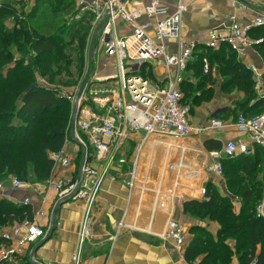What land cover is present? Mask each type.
I'll return each mask as SVG.
<instances>
[{"label":"built area","instance_id":"obj_1","mask_svg":"<svg viewBox=\"0 0 264 264\" xmlns=\"http://www.w3.org/2000/svg\"><path fill=\"white\" fill-rule=\"evenodd\" d=\"M229 1L235 8L242 4V0ZM75 2L82 15L86 12L93 14L92 23L100 29L95 48L100 50L105 61L115 59V73L106 77L90 74L79 98V90L66 95L72 109L71 124L76 117V137L82 149L80 174L75 179L54 177L57 170L67 169L74 162L72 154L65 149L66 137L60 151L49 153L54 164L43 187L38 188L32 182L10 175L0 179V200L9 198L18 205H31L30 196L21 201L13 198L12 193L22 188L32 189L42 199L48 190H53L59 202L81 198L85 201L83 225L87 226L104 178L115 162L119 165L125 163V146L137 139L139 133L143 134L145 143L152 136L186 138L194 132L226 129V122L217 117L211 118L207 125L193 127L191 108L183 101L184 73L204 48L215 50L229 45L239 58L250 53L259 55L257 46L264 38L254 37L252 32L264 27V11L245 21L234 13L228 17V23L209 28L207 38L200 41L184 34L183 14L187 4L183 0H177L176 9L170 13L169 7L161 0ZM79 18L78 13L75 19ZM170 41L175 42V51L171 50ZM156 67L164 69L160 76L155 74ZM202 68L204 74L212 71L205 55ZM259 96L264 98V88ZM235 127L246 137L228 140L220 151L210 152L214 160L212 169L218 177L224 174L222 158L252 154L256 147L264 149V112L254 117L240 115ZM135 175L133 169L131 176ZM32 212L31 218L16 222L1 233L4 242L0 246V264H17L25 246L46 235L50 225L49 213L42 206ZM258 213L264 216V202L258 207ZM187 233L182 223L169 219L166 235L178 251L185 249ZM73 261L78 263L79 253L73 256ZM256 263L254 260L252 264ZM189 264L200 263L195 260Z\"/></svg>","mask_w":264,"mask_h":264},{"label":"trees","instance_id":"obj_2","mask_svg":"<svg viewBox=\"0 0 264 264\" xmlns=\"http://www.w3.org/2000/svg\"><path fill=\"white\" fill-rule=\"evenodd\" d=\"M47 1L45 7H40L38 0L31 12L24 14L12 1L0 0L1 178L15 174L26 180L32 171L38 180H47L54 164L49 152L60 151L65 145V123L71 105L60 88L75 85L82 78L93 14L86 12L79 19L68 21L63 15L71 12L75 0ZM10 16L15 18L12 28L5 26ZM252 36L264 38V27L254 30ZM15 47L33 50L35 54L32 58L27 56L28 62L15 59ZM257 49L264 58V41ZM204 55L209 58L212 70L217 64L225 75L222 92L237 90L245 94L230 110L234 116L254 117L264 112V98L255 88L253 72L231 46L222 45L215 50L204 48L188 67L194 74H203L211 81L213 71L203 73ZM10 64L13 65L6 69ZM41 78L53 87L37 84ZM201 82L205 87L207 83ZM201 86L184 79L185 104ZM61 111L66 114L52 117ZM12 116L24 120L15 125ZM204 146L208 151H220L222 142L209 139ZM221 162L228 190L232 189V195L240 199V211L233 209L230 199L220 195L212 182L206 184L203 199L185 201L186 212L199 218L215 219L221 228L216 239L205 231L196 233L188 242L184 257L191 262L199 259L200 264H230L236 255L240 264H252L254 260L256 264H264V216L258 213L262 199L264 201V149L256 147L252 154L222 158ZM32 215L31 207L17 205L9 199L0 200V226ZM3 242L0 236V246Z\"/></svg>","mask_w":264,"mask_h":264},{"label":"crops","instance_id":"obj_3","mask_svg":"<svg viewBox=\"0 0 264 264\" xmlns=\"http://www.w3.org/2000/svg\"><path fill=\"white\" fill-rule=\"evenodd\" d=\"M161 1L169 7V13L176 9L177 0ZM183 2L187 4V9L183 14L184 34L187 38H197L200 41L207 38L209 28L228 23V17L234 13L238 14L240 20L245 21L264 11L263 0H242V4H238L240 5L238 8H235L229 0H183ZM169 44L171 50L175 51V42L170 41ZM94 56H97L98 59L95 63L94 73L102 77L115 73L114 58L105 61L97 48H94ZM240 59L252 70L255 88L260 95L264 88V61H261V54L250 53ZM252 66L256 70H253ZM163 70L161 67H156L155 74L160 76ZM188 71L192 72L188 69L185 72ZM212 71V74H216L214 78L220 80L221 77L219 74L217 75L218 69L213 67ZM184 78L194 83L191 77L185 75ZM219 82L222 86L221 81ZM221 94V97L217 96L218 99L212 102L209 111L211 118L219 117L226 122V129L223 131L208 130V133H200L197 134L198 136L192 134L186 138L195 142V139L200 136L203 145L209 139L219 140L223 145L228 140L246 137L235 127L237 116H234L230 111L236 106V101L242 100L245 95L244 92L236 91L232 95L224 92ZM199 111L201 112V108L198 109ZM203 117L200 119L204 120ZM211 118L200 121L199 125H207ZM191 120L193 127H195L192 116ZM142 137L143 134L139 133L137 139L130 141L125 146L124 152L133 151L132 153H134L135 150L141 152L149 141L168 144L169 139H186L152 136L143 143ZM70 139L80 147V144L72 139L71 132ZM128 145H130V149L126 150ZM205 150L208 151L206 148ZM210 152H207V158H205V162L206 160L210 161L207 162V166L214 162L211 160ZM75 161L67 169L57 170L55 176L58 178L64 176L71 179L77 178L80 174V165ZM130 163L132 165L129 164L128 168L124 169L114 164L104 178L97 200L89 214L87 226L83 225L85 201L81 198L59 202L56 192L48 190L42 199L29 188H22L12 193L13 198L18 201L30 196L32 203L28 207L35 210L42 206L50 215V225L46 229V235L50 232V236L37 249L34 260L41 264H75L73 256L79 253L77 264H189L191 261L184 257L185 249L196 233H200L201 230L215 239L217 238L221 228L218 221L208 217L199 218L184 210L183 203L185 201L205 197L204 184L197 182L200 178L198 176L200 171L196 170L194 174L189 176L179 175L186 181L181 183L179 182L180 179L175 182L172 181L171 177L168 176L165 163L163 164L165 168H162L161 171L162 174L157 177H151L142 170L144 165L140 156L136 165L133 161ZM186 166L182 164L181 166L177 165V167L173 166V168L179 173L180 170L186 169ZM133 169H135L136 175L132 177L131 171ZM190 171H192V167H189L187 173ZM213 173L212 169V175L208 174L211 175L212 182L218 192L222 196L231 198V206L236 212H239L241 208L240 199L230 194L226 183H223L221 177ZM130 183H133V186ZM32 184L38 188L43 187V183ZM55 208H57L55 221L51 225V214ZM171 218L182 223L188 231L190 239L182 251H178L172 239L166 235L168 221ZM16 222L19 221L1 225L0 236ZM46 235L37 242L27 244L24 248V254L17 264H25L26 262L32 264L30 255L36 245L45 239ZM232 261L234 264H240L236 255Z\"/></svg>","mask_w":264,"mask_h":264},{"label":"rangeland","instance_id":"obj_4","mask_svg":"<svg viewBox=\"0 0 264 264\" xmlns=\"http://www.w3.org/2000/svg\"><path fill=\"white\" fill-rule=\"evenodd\" d=\"M9 1H12L14 3V6L20 12L23 10L24 14H28L29 12H31L34 5L38 4V2H37L38 0H9ZM47 3H48L47 0H40V7H45V5ZM78 13L81 17L82 12H79V9H78L76 2H75V6L71 9V12H69V14H64L63 17H64V19L66 18L65 20L70 21L71 19H75L76 15ZM84 14L85 13H83V15ZM20 18L24 19V16H21ZM92 20L90 23L89 35H88V39H87L86 60H85V66H84L82 78L75 85L60 88V89H62L61 93H64L66 95L74 93L80 89V87H81V85H82V83L86 77V73L88 70H90V74H93L95 72V68H96L95 63L97 62L98 59H97V56H94L93 58L89 57V48H90L91 41L93 39L95 40V45H96L97 37L101 34V32H100V29H98L95 25H93ZM14 22H15L14 16H10L5 21V26L8 28H12L14 25ZM13 50L15 53V59H24L26 62H28L27 60L29 58H32L33 55L35 54V52L33 50L25 49V48H16L15 47ZM95 53L97 54L96 51H95ZM262 60L264 61V58L261 55V61ZM12 65L13 64L6 66V69ZM0 67H2V66H0ZM214 68L218 69L217 75L219 74V77H221L220 80H218L217 78H214V76H216V74L215 75L213 74V76H211L212 80L209 81L208 77H203V74L201 75L200 73L194 74L193 72H189V71L185 72L186 74L184 73V76L185 75L189 76L194 80V83H193L194 86L195 85L201 86L200 85V83L202 84L201 81L207 83V84H205V87L201 86L199 88V90L194 91L192 93L191 97L187 100V102L191 108V116H192L193 123H194L195 127H197L199 125L200 121L201 122L204 120L206 121L209 118H211L209 108L212 105V102L214 100L218 99L217 96H220V97L222 96V94H221L222 88H221V84L219 81H221V83H222V81H224L225 75L220 71L217 64L216 65L214 64ZM37 84H39L41 86L53 87L50 83H48L43 78L39 79ZM236 91H230L228 94L232 95ZM16 107L17 108L20 107L19 103L16 104ZM199 108H201V112L199 111L200 113L198 112ZM62 114H66V113L61 111V112H59L58 116H52V117L59 118V116ZM67 115H68V120L65 123V129L67 131L66 132L67 133L66 134L67 142H66L65 149H66V151H68L69 153L72 154L74 161L76 160L75 162L78 165H81L82 150L75 142H73L70 139V133L69 132L71 130V115H72L71 107H70V110H69ZM201 115L204 116L203 117L204 120L200 119L202 117ZM13 119H14L13 123L15 125H18L20 123V121L24 120V118L21 120V119L17 118L16 116H12V120ZM203 133H208V131L203 132ZM194 134L197 135L200 133L194 132L193 135ZM79 135H80V137H82L81 134H79ZM201 139L202 138H200V136L198 137V139H195V142H194V140H191L189 138L182 139V140L181 139H177V140L169 139L168 144L156 143L154 141H149L147 143L146 147L141 152H138L139 150H135L134 153H132L133 151H128L126 153L124 152L125 163H123V165H119L118 162H115L114 164L116 166L117 165L121 166V168H123V169L126 167L128 168V165L131 164L130 161H133V162L135 160L137 161V160H139V156H140V160L142 161V164L144 165V169H142V170L145 173H147L149 176H151V177L152 176L153 177L160 176L162 174L161 173L162 168L164 169L166 166L168 176L171 177L172 181L175 182V181H177V179H180L179 182H181V183L186 182V181H185V179L181 178L179 175H181V176L182 175L183 176L188 175L189 176L191 174H194V172L197 170V171H200L198 174V176L200 178L197 180V182L200 184L203 183L204 188H205L207 183L212 182V179H211L212 165L211 164H213V163H209V165L207 166V162H210L207 160L205 162V158H207V152L208 151L205 150L204 145L201 142L202 141ZM128 149H130V145L127 146L126 150H128ZM49 153H51V152H49ZM171 154H172V156H171ZM211 160L213 161V158H211ZM183 162L187 163L186 164L187 166L185 167L186 169L183 168L184 170H180V172L177 173L175 168H173V166L174 167L175 166L177 167V165L181 166L183 164ZM164 163H165V166L163 165ZM189 167H192L193 172L190 171L189 173H187V171H189ZM200 173H204V174H200ZM208 173H210L211 175ZM129 174H130V172H129ZM213 174H215V173H213ZM13 175L16 176L17 178H19L17 175H15V174H13ZM204 175H205V178H204ZM54 177H57V176L54 175ZM37 178H38V176L36 175V173L31 171L28 179H26V180L20 179V178L19 179L22 181H28V182H32V183H45V181H46V180H38ZM0 179H4V178L0 177ZM200 179H202V180H200ZM220 179H222L223 183L224 182L226 183L225 176L221 177ZM180 191H182V190H180ZM230 191L228 190V192L230 194H232V192H234V191H232V189ZM230 200H231V198H230ZM262 202H264L263 199H262L261 203ZM188 239H190V237ZM230 264H234V261H232V263H230Z\"/></svg>","mask_w":264,"mask_h":264},{"label":"water","instance_id":"obj_5","mask_svg":"<svg viewBox=\"0 0 264 264\" xmlns=\"http://www.w3.org/2000/svg\"><path fill=\"white\" fill-rule=\"evenodd\" d=\"M94 47H95V40L93 39V40L91 41L90 48H89V57H90V58L93 57ZM89 76H90V70H88L87 73H86V77H85V79H84V81H83V83H82V85H81V87H80V89H79V92H78V96H77V98H79V97L81 96V94H82V92H83V90H84V88H85V86H86V84H87V81H88ZM75 126H76V117H73V121H72V124H71V130H70V132H71V137H72V139H73L74 141H77V142L79 143V141H78V139H77V137H76ZM79 144H80V143H79ZM80 145H81V144H80ZM56 211H57V208H55V209L53 210L52 214H51V225L54 224ZM49 236H50V232L47 233L45 239H44L43 241H41L39 244H37L36 247L33 249L32 253H31V255H30V262H31L32 264H41L40 262L34 260V255L36 254L37 249H38V248L44 243L45 240L48 239Z\"/></svg>","mask_w":264,"mask_h":264},{"label":"bare ground","instance_id":"obj_6","mask_svg":"<svg viewBox=\"0 0 264 264\" xmlns=\"http://www.w3.org/2000/svg\"><path fill=\"white\" fill-rule=\"evenodd\" d=\"M185 161V160H184ZM186 164V162H183V165H185Z\"/></svg>","mask_w":264,"mask_h":264}]
</instances>
